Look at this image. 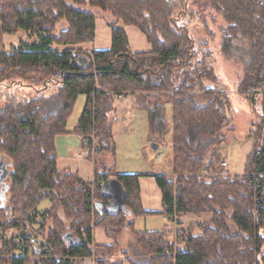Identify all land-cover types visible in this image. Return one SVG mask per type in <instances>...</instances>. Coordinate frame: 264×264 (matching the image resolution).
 Listing matches in <instances>:
<instances>
[{
  "label": "trees",
  "instance_id": "trees-1",
  "mask_svg": "<svg viewBox=\"0 0 264 264\" xmlns=\"http://www.w3.org/2000/svg\"><path fill=\"white\" fill-rule=\"evenodd\" d=\"M192 1L0 0V35L26 31L38 40L0 51V179H11L9 205L0 193V264H89L92 256L95 264H264V0H206L226 21L223 59L242 64L236 92L252 117L243 173L228 175L218 168L234 130L233 100L209 40H198L190 29ZM97 10L111 15L109 49L53 48L93 42ZM61 21L67 26L56 35ZM120 21L138 28L151 49L131 51ZM81 94L86 103L70 130ZM127 94L147 109L153 133H166L164 104H172L173 172L153 175L162 193L159 213L143 207L142 175L99 171L92 152L93 180L57 167L55 139L62 134L82 136L88 150L96 138L95 154L116 157L113 97ZM111 178L127 192L119 211L102 194ZM44 201L50 206L41 210ZM205 213L208 221L184 226V216ZM156 214L171 226L136 230L137 218ZM51 221L47 237L32 244ZM173 224L178 228L171 241ZM95 230L111 243H97ZM123 230L135 245L114 260ZM7 231L15 233L8 238Z\"/></svg>",
  "mask_w": 264,
  "mask_h": 264
},
{
  "label": "rangeland",
  "instance_id": "rangeland-1",
  "mask_svg": "<svg viewBox=\"0 0 264 264\" xmlns=\"http://www.w3.org/2000/svg\"><path fill=\"white\" fill-rule=\"evenodd\" d=\"M193 5L191 9L196 15V20L191 23L190 29L192 33L198 40L207 41L209 40L211 47L215 51V60L214 65L222 78L224 87L229 91L231 98L233 100V110L230 113L233 118V127L234 130L227 134L228 140L225 144L222 145V154L225 155L230 161V169L233 173H239L242 162H243V152L242 149L245 145L251 142L250 139H247L246 136L250 129L252 123V117L247 110V102L239 97L236 92V86L243 74V67L241 63L226 61L224 55L221 51V41H222V26L226 25V21L221 14L215 11L214 8L206 3V0H193ZM97 18L103 19L107 22L110 21L111 15L108 13L95 11ZM67 23L61 21L55 30V34L58 35L62 28L66 27ZM24 41L25 46L30 45L33 42L38 41L35 35L30 36L26 31H20L14 35H0V49L8 50L11 45H16L17 47L21 45L20 42ZM27 44V45H26ZM55 49H68L74 48L77 50L86 51V47L78 48L76 45H61L54 44ZM71 46V47H70ZM74 46V47H73ZM86 46H92L91 43ZM1 50V51H2ZM207 85H215L212 82H207ZM133 99H124L123 102L119 100H114V105L116 107V112L114 113L115 118H119L115 124V140L117 143L116 157L112 156V153L106 151H100L95 154L94 148L99 147L98 140L92 138L94 145L91 150L84 149L85 153H93V156L98 161L99 171L110 168L113 173H135L142 171L144 174L149 172H163L166 174H172V159H173V148H172V104L170 102L165 103V120L167 123V129L165 134H158L157 131L152 130L150 123L148 124V111L147 109L138 106H135V102L131 101ZM1 103V100H0ZM86 103V95L81 94L78 96L73 112L68 119V128L73 129L77 120H79L84 106ZM133 120L134 127L129 128L128 123ZM75 134V133H73ZM76 135V134H75ZM156 143L159 145L158 151H153L151 149V144ZM97 146V147H96ZM88 162V170H93V162ZM155 167L157 169H155ZM10 174L12 170L11 166H7ZM149 171V172H148ZM8 174V175H9ZM174 177V176H173ZM94 178V177H93ZM91 178L90 180H93ZM10 175L6 176L4 179H0V193H5V197L2 199L3 205H9V192L7 187L10 185ZM50 203L44 201L40 205V209H45L49 207ZM9 216L11 214V209L8 211ZM192 216L195 221H208L211 217L210 214H203L201 218H197L195 215H187L182 218L183 223L186 225L188 220ZM168 218V217H167ZM160 215H148L146 217L139 218L136 223V228L138 230H160L165 227V225L171 224L169 218ZM52 224L51 222L47 223L46 230H41L43 232L42 237L37 238L38 244L43 238L47 237L48 228ZM189 225V224H188ZM173 233L177 229V225L173 224ZM188 227V226H187ZM175 228V229H174ZM198 232V230L196 231ZM15 231H7V237H11ZM171 238V237H170ZM118 245L115 251L116 259L119 257V253L122 250H129L132 246L135 245L134 236L130 231L123 230L118 236ZM2 240H0V247L2 245ZM96 258L92 256L89 260V264H95Z\"/></svg>",
  "mask_w": 264,
  "mask_h": 264
},
{
  "label": "crops",
  "instance_id": "crops-1",
  "mask_svg": "<svg viewBox=\"0 0 264 264\" xmlns=\"http://www.w3.org/2000/svg\"><path fill=\"white\" fill-rule=\"evenodd\" d=\"M118 26L123 27L126 30L128 34V38H129V48L131 51L141 52V51H149L151 49V44L147 41L146 36L138 28L134 26H126L122 21L118 23ZM111 41H112L111 28L108 26L106 21H104L103 19L97 18L96 35H95V40L91 42L92 46H86V45H89V43H85V44L76 45L75 47H78L80 49L83 47H86L85 50H88V51H91L92 49H109L111 47ZM1 50L2 49H0V51ZM115 99L119 100L120 102H123L124 99H133L135 102V106L136 107L139 106L137 102V96L135 94L118 95V96L113 97V106H114L115 112L117 110L114 105ZM133 100L131 101L133 102ZM115 119L116 120H115L114 127H113L114 135H115V124L117 123L119 118L116 117ZM77 124H78V120L76 121L74 127ZM148 124H149V120H148ZM128 125H129L128 126L129 128H127V130H131V127H134L133 120L129 122ZM133 129L131 130V132L133 131ZM82 142H83V138L82 136L78 134L75 135L73 133H68V134L57 135L55 139L57 155H58L57 156V167L59 170H70L72 172L78 173L84 178L91 179L94 177L95 165H94V162L91 161L93 162V170L92 168L90 169V166L88 170V162H90V159L87 157V154L85 153ZM251 148H252V142L248 143L247 145L243 147L242 152H243L244 159H243L239 173H235V174L243 173L246 157L248 153L250 152ZM224 157L227 158L225 155ZM155 169L157 168L155 167ZM160 173H163V172H156V173L149 172L147 174H144L142 171L135 172V174L142 175L140 178L142 203H143L144 209L149 212L159 213L162 211V203H161L162 193H161L159 186L157 185L155 181V178L153 177V175L160 174ZM158 215L165 217V219L167 218L164 215H161V214H158ZM142 217H146V216H142ZM142 217H139V218H142ZM139 218L136 219L135 228H136L137 220ZM188 218H189L188 223L184 226H188V224H191L192 222L195 221V219L192 216ZM166 226H171V224L169 225L168 223V225H165V227ZM136 230L144 231V230H138L137 228ZM94 237L97 243H107V244L111 243V240L108 239L101 230H95ZM169 239L171 241H174L175 233H171L169 235Z\"/></svg>",
  "mask_w": 264,
  "mask_h": 264
},
{
  "label": "water",
  "instance_id": "water-1",
  "mask_svg": "<svg viewBox=\"0 0 264 264\" xmlns=\"http://www.w3.org/2000/svg\"><path fill=\"white\" fill-rule=\"evenodd\" d=\"M153 151H158L159 145L156 143L151 144ZM102 194L110 198V208L119 211L125 205L127 192L124 190L121 182L116 178L107 180L102 186Z\"/></svg>",
  "mask_w": 264,
  "mask_h": 264
},
{
  "label": "built area",
  "instance_id": "built-area-1",
  "mask_svg": "<svg viewBox=\"0 0 264 264\" xmlns=\"http://www.w3.org/2000/svg\"><path fill=\"white\" fill-rule=\"evenodd\" d=\"M202 172H203L202 174H204V175H210L211 174L208 169H204ZM218 172L223 174V175H228L231 173L229 161L227 158L224 157L223 160L220 162ZM31 243L37 245L38 244L37 239L32 238Z\"/></svg>",
  "mask_w": 264,
  "mask_h": 264
}]
</instances>
